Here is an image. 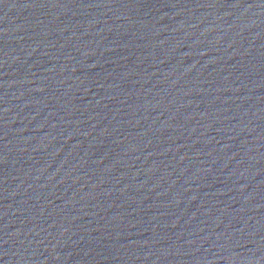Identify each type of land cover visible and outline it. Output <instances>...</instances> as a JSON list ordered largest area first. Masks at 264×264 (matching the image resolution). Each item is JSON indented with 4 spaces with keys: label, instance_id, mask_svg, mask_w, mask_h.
Wrapping results in <instances>:
<instances>
[{
    "label": "water",
    "instance_id": "95a60500",
    "mask_svg": "<svg viewBox=\"0 0 264 264\" xmlns=\"http://www.w3.org/2000/svg\"><path fill=\"white\" fill-rule=\"evenodd\" d=\"M0 264H264V0H0Z\"/></svg>",
    "mask_w": 264,
    "mask_h": 264
}]
</instances>
